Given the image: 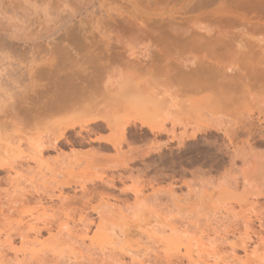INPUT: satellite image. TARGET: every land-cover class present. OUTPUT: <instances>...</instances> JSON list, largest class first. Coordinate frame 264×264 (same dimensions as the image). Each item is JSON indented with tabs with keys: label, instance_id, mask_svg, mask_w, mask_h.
<instances>
[{
	"label": "bare ground",
	"instance_id": "bare-ground-1",
	"mask_svg": "<svg viewBox=\"0 0 264 264\" xmlns=\"http://www.w3.org/2000/svg\"><path fill=\"white\" fill-rule=\"evenodd\" d=\"M118 1L112 22L124 33L123 54L112 52L109 45L100 51L84 34L83 4L65 9L66 17L63 7L46 12L52 1L45 3L46 11L34 12L36 19L23 20L27 24L19 22L18 28L12 25L20 35L0 27V35L11 43L43 47L40 75L56 80L43 85L36 101L28 104L32 127L19 135L22 143L10 146L0 138V170L6 173V183L11 185L24 170L32 183L42 185L30 194L18 184L12 192L0 194V264L45 256L54 262L67 257L94 264L128 257L131 264H143L136 262L143 237L156 243L165 264H264V0ZM171 59L184 69L172 75L171 69L165 67V72L156 65ZM60 115L65 116L62 122L48 136L41 135L37 125ZM127 115L151 132L162 129L170 118L172 126L185 121L183 133L186 122L193 121L220 130L228 139L229 162L233 167L236 159L240 162L238 176H224L221 187L209 183L196 201L190 197L185 208L188 231L164 219L161 236L147 229L152 223L142 206L146 194L136 185L132 203H124L126 212L142 208L138 218L116 209L101 192L91 218L87 205L98 188L81 182L76 191H64L71 186L66 175L70 164L60 159L59 139L68 131L93 135L101 130L114 138L123 131ZM74 118L83 122L75 126L70 123ZM50 148L55 150L52 159L45 154ZM49 176L56 180L54 187L46 185ZM226 177L234 178L226 182ZM43 200H48L47 206ZM26 202L35 205V211L19 214V204ZM53 204L58 216H47L46 207ZM71 212L77 215L71 217ZM207 216L225 222L219 238L225 242L226 261L217 247L205 244L208 233L196 231L198 220ZM175 257L177 263L172 261Z\"/></svg>",
	"mask_w": 264,
	"mask_h": 264
},
{
	"label": "rangeland",
	"instance_id": "rangeland-1",
	"mask_svg": "<svg viewBox=\"0 0 264 264\" xmlns=\"http://www.w3.org/2000/svg\"><path fill=\"white\" fill-rule=\"evenodd\" d=\"M42 1L0 0V27L8 28L11 33L20 35L22 32L17 31L19 27L17 24L24 21L29 22V18L31 20L36 19L34 14L45 9V3L47 2L46 0ZM50 1L49 5L52 8L50 9L48 5L49 9L47 11L46 9L44 10L46 12L55 9L60 12L63 9L62 11L65 13L66 10L69 12V9L73 10L75 6L78 8L77 6L83 4L87 9V11H84V15L81 16L85 23V27H83V31L85 30L84 34L89 36L92 43H95L94 45H97L100 51L105 52V45H109V49L111 48L112 52L123 54L125 49L122 45L124 33L121 29L115 27L112 22V19L115 18L116 10L120 6L118 0H58V3L56 0ZM53 1L58 6H61L54 5ZM43 14L44 12H42ZM62 14L63 12H61V17L64 16ZM67 15L69 14L65 16L67 17ZM26 22L22 24L25 25L27 24ZM13 24L18 27L15 28V25L12 27ZM26 46L14 44V42L11 43L7 37L0 35V138L4 144H11L10 146H16L18 142L21 144L22 141H18L19 135L22 132H26L29 127H32L30 120L31 111L29 112L28 104L36 101L38 92L42 90L43 85L49 87L56 82L55 78L40 75L43 65L39 63V59L45 56L44 48L38 46L31 49L30 46ZM180 63V61L171 59L166 62H156V65L159 66V69L162 68L161 70L163 71L166 70L163 68L167 67L169 69L167 71L172 70L169 73L173 75L178 73L176 71L184 69L180 67ZM161 75L159 74V77ZM169 75H166L168 79L171 76ZM164 78L161 77V79ZM92 92H94L93 89L91 90ZM131 116L127 115L123 118V131H119L120 133L115 135L114 138L110 136L108 131L101 130L93 135H85L84 133L79 135L75 131H68L64 137L59 139L56 145L61 153L60 159L62 160L63 158L65 159V161L63 160L64 162L70 164V174L67 173L66 175L71 181V186L64 188V191L69 194L76 191L77 184L81 182H85L88 187L95 186L98 188V195L93 197L89 204L87 203V211L92 218L93 216L95 217V210L100 203L101 196L99 195L101 194L106 195L105 197H108L111 203H115L116 205L113 206L116 209H120L121 212L124 209V212L126 209L125 203L129 204L133 201L132 188L136 185V188L139 187V189L143 190V194L148 196H145V201L142 202V206H144L147 214L149 213L148 217L152 223L147 229L153 230L161 236L163 228H165L163 227L164 219L169 223L172 222V224L175 221L174 225L176 224L177 227L189 230L188 224L185 225V222L189 221L187 218L189 214L186 213L185 208H187V202L189 203L190 197L192 198L191 201L198 200L202 195L203 187H211L212 184L214 187L216 185L221 187L220 185L225 184L224 182L220 184L222 180L224 181V176L231 174L234 177L238 176L236 172L240 167H237L240 164V162L238 163L239 160H235L237 161L235 167L231 165L230 162L232 161L229 155V153L231 154V146L229 141H227L228 139L225 138L226 136L220 130L207 126L206 123L195 125L193 121L186 122L188 124L187 132L183 133L180 128L185 121L175 122L174 126H172L171 119L166 118L162 129L151 132L141 121ZM63 118L65 116L60 115L54 119H46L37 125V130L40 131L41 135L48 136L52 129L62 122ZM82 122V120L74 118L71 119L70 123L78 126ZM45 154L50 159L54 158V148H50ZM16 160L21 161V159ZM231 167L234 169H231ZM229 178L227 179L226 177L225 181L226 179L229 181ZM6 179L5 171L0 170V194L12 192L17 184L19 185L18 188L23 190L24 193H34L35 188L42 189V185H35L31 182L30 175L24 170L14 177L11 185L6 183ZM47 179L46 185L48 187H54L57 184L56 180H52L50 176ZM207 183H211V185L206 186ZM47 201L43 200L44 205L48 203ZM18 207L19 214L23 215H29L35 211V205L31 202L19 204ZM51 207L49 205L46 207L47 216H51V214L54 217L56 214L58 216L59 210H57V206ZM54 207L56 208L54 209ZM136 208L128 209V212L125 211L124 214L129 213V216L131 214L134 215L133 217L136 214L137 218L141 217L142 208L137 209V211L135 210ZM140 209L141 211H139ZM74 213L71 212V217L77 215L76 212ZM159 215L160 219L162 218L161 221H159ZM152 218L155 220L154 222ZM218 220L212 216L200 218L196 231L197 233L202 232L203 235L208 233L205 236V244L214 245L220 250L219 256L225 257V244H223L225 242L222 243L219 238L225 222L218 223ZM156 222L159 223L157 224ZM110 228L108 232L111 233ZM113 228L116 232L117 227ZM139 242L142 251L136 256V262L165 264L161 260L162 254L157 252L156 243H152L145 237L139 239ZM70 244H73V241H70ZM84 252L87 254L85 249ZM93 257L99 259L97 256ZM177 260L176 257L175 259L172 258L173 263H177ZM22 264H94V262L91 263L85 259H68L67 257L54 262L45 256L39 260L26 259ZM109 264L131 263L128 257H125L119 261H109Z\"/></svg>",
	"mask_w": 264,
	"mask_h": 264
}]
</instances>
